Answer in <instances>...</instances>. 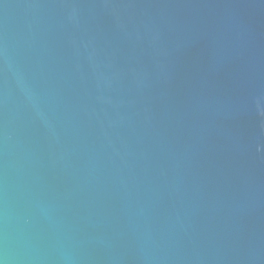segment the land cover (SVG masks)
<instances>
[{"label":"water","instance_id":"1","mask_svg":"<svg viewBox=\"0 0 264 264\" xmlns=\"http://www.w3.org/2000/svg\"><path fill=\"white\" fill-rule=\"evenodd\" d=\"M0 264H264V0H0Z\"/></svg>","mask_w":264,"mask_h":264}]
</instances>
